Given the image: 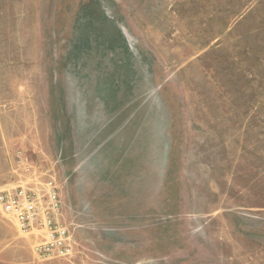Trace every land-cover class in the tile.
I'll return each mask as SVG.
<instances>
[{
	"label": "rangeland",
	"instance_id": "obj_1",
	"mask_svg": "<svg viewBox=\"0 0 264 264\" xmlns=\"http://www.w3.org/2000/svg\"><path fill=\"white\" fill-rule=\"evenodd\" d=\"M17 155L74 253L0 208V264H264V0H0V187Z\"/></svg>",
	"mask_w": 264,
	"mask_h": 264
},
{
	"label": "built area",
	"instance_id": "obj_2",
	"mask_svg": "<svg viewBox=\"0 0 264 264\" xmlns=\"http://www.w3.org/2000/svg\"><path fill=\"white\" fill-rule=\"evenodd\" d=\"M10 184L0 187V208L10 215L24 233L41 232L35 244L37 253L70 258L74 241L60 221L62 201L59 184L53 175L41 177L36 167L16 156Z\"/></svg>",
	"mask_w": 264,
	"mask_h": 264
}]
</instances>
